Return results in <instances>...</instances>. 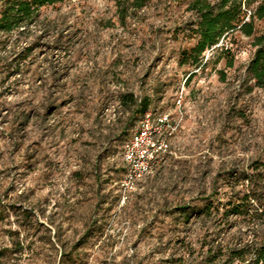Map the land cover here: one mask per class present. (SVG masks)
Listing matches in <instances>:
<instances>
[{"label": "rangeland", "instance_id": "374dc122", "mask_svg": "<svg viewBox=\"0 0 264 264\" xmlns=\"http://www.w3.org/2000/svg\"><path fill=\"white\" fill-rule=\"evenodd\" d=\"M132 1L66 0L0 32V264H226V247L264 237V214L203 212L219 173L264 172L252 38L222 37L196 67L194 0ZM143 98L177 129L122 204Z\"/></svg>", "mask_w": 264, "mask_h": 264}, {"label": "trees", "instance_id": "16d2710c", "mask_svg": "<svg viewBox=\"0 0 264 264\" xmlns=\"http://www.w3.org/2000/svg\"><path fill=\"white\" fill-rule=\"evenodd\" d=\"M64 1L66 0H6L0 16V32L11 33L24 24L32 23L39 16L41 8ZM145 2L146 0H133L132 5L141 8ZM191 9L198 16L195 31L198 41L191 49L184 51V59L192 58L190 64L199 67L202 65L201 56L207 49L217 45L222 37L239 32L252 38L255 50L247 71L256 86L264 87V0H218L217 3L194 0ZM228 58V66H232L234 59L232 56ZM133 100L136 106L134 111L144 116L150 109L149 99L143 98L139 103ZM251 170L252 167L249 171L228 170L219 173L218 178L223 177L225 181L223 185L214 187L212 200L207 203L203 212L219 214L220 207H223L224 216L234 215L250 221L264 214L263 207H255V204H262L264 200V172L254 173ZM221 190L224 192L221 193ZM222 195L226 201H222ZM226 249L230 250L226 264H264V237L257 243L247 242L240 247Z\"/></svg>", "mask_w": 264, "mask_h": 264}, {"label": "built area", "instance_id": "2783aa9c", "mask_svg": "<svg viewBox=\"0 0 264 264\" xmlns=\"http://www.w3.org/2000/svg\"><path fill=\"white\" fill-rule=\"evenodd\" d=\"M177 129L168 113L148 110L133 136L123 146L125 172L118 182L119 199L128 202L141 183L172 153L171 139Z\"/></svg>", "mask_w": 264, "mask_h": 264}]
</instances>
